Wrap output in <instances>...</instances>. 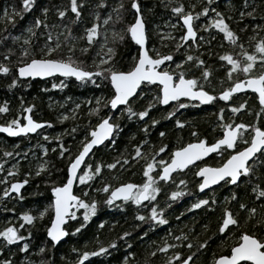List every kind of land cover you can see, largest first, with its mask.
Returning <instances> with one entry per match:
<instances>
[{"label": "snow or ice", "instance_id": "1", "mask_svg": "<svg viewBox=\"0 0 264 264\" xmlns=\"http://www.w3.org/2000/svg\"><path fill=\"white\" fill-rule=\"evenodd\" d=\"M215 4L216 0H188L187 4L184 0H158V4L154 2L149 7L142 0H127V6L125 0H114V3H109V0H60L56 4H52L51 0L46 3H41L40 0H20V7L11 4L2 10L0 78L5 80L3 87L13 90L23 84L27 88L31 86L26 82L30 78L54 77L59 74L65 79L52 82L53 89L67 88L68 79L74 78L81 85L90 83L98 88L103 87L106 82L108 91L85 101L89 105V122L77 142L75 152L70 142L65 145L61 134L53 137L43 131L45 126H52V121L34 119L31 114L34 104L25 105L24 98L20 97L19 114L6 118L12 111L10 102L7 99L0 102V117H5L0 122V133L9 137L43 133V140L54 139L58 142L51 151L58 152L60 158H67L64 178L59 181L52 179V169L55 166L46 159L49 148L38 142L36 146L45 158L38 160L35 171L31 168L25 171L23 179H12L20 174L19 160H15V157L26 159L30 149L2 151L3 157L14 159L15 162L6 169V161L0 159V173H3L0 178V185L3 186L0 188V201L5 198L23 201L25 196L22 189L30 183L29 178L40 177L42 174L47 176L43 183L48 187L51 198L45 206L37 207L35 214L30 209L21 211L14 217L9 216L3 226H0V254H4L0 258V264H15L13 258L17 252L23 254L20 264H55L52 256L48 255V243L34 250L39 256L47 255V259L32 258L30 238L37 222L48 218L49 223L44 226V230L50 247L55 248L70 234L78 236L97 215L101 203L120 209L131 203L137 206L136 220H147L151 227L165 225L168 223L165 212L171 207L169 201L178 200L189 190L186 187L187 181L179 180V185L185 187L166 193L164 206H160L158 196L164 190L163 185L176 183L174 173L177 170L186 169L210 153L220 155L224 152L228 154L222 163L216 166L203 163L198 168L195 175L202 179L196 187L200 193H204L213 185L217 188L230 186L229 194L220 200L213 190L212 195L197 197L185 208V211L204 208L215 212L217 207L222 206L216 218V229L203 240L194 237L195 245L183 231L178 236H173L168 231L165 235L177 243H169L165 239L148 256L164 253L166 258L162 264H195L197 253L206 250L213 237H219L229 254L214 253L211 264H264V35L257 31H264V24H252L251 32L245 40L241 34L249 29V25L245 23L238 31L231 25V12L234 10L232 0H227L228 15ZM86 6L89 7L88 15L92 18L87 26L83 23V10ZM157 6H162L171 13L164 22L169 29L167 32L158 24L153 26L156 29L154 34L163 33L159 35L161 47H168V42L172 44L171 50L166 53L159 51L155 44L148 46L145 13L153 12ZM37 8V13L14 34L12 29H17V17L23 19L26 13ZM105 8L107 11L102 14L100 10ZM256 12L257 6L244 0L237 19L242 21L246 17L254 18ZM50 13L54 19H50ZM128 13H131V21L125 18ZM261 19H264V15H261ZM117 25L120 27L117 28ZM76 26H79V32L75 30ZM213 32L221 35L219 47L224 48L225 44L229 46L228 49L215 53L219 61L215 71L223 70V76L219 77L220 84L223 85L225 79L229 82L219 91L212 82L214 69L200 53L203 45L207 44L209 47L204 51L208 57L214 55L211 50L212 41L216 38ZM126 37L137 46V52L132 56L129 68L121 70L116 67L115 58L118 54L117 46ZM80 41L84 43L81 44ZM94 44H98V49L90 63L76 55L77 51L81 55L88 54ZM181 49L184 50L182 56L175 59V54ZM194 70L199 74H194ZM146 89L154 92L150 99L146 96ZM245 90H251L258 100V111L248 106L247 100L232 102L234 94L244 93ZM66 99L70 100L71 97ZM141 99L144 103L137 107ZM217 99L227 103L215 113L217 122L212 126L213 131H221L213 142H208L207 137L201 136L193 126L190 135L196 137L195 140L172 149L167 160L157 159L168 145L161 143L156 147L151 144L150 133L160 123V119L152 117L150 110H154L157 105L175 102L161 119L172 118L174 127L183 128L188 121L177 117L179 109L193 102L195 106H199L214 103ZM80 108V103H73V108L69 110L72 119L76 118ZM226 108L231 113L228 118L225 117ZM241 110L251 114L254 122H233ZM92 117H95L94 122ZM69 118V113H61L57 117L61 123ZM122 120L134 121L144 138L131 144L130 154L124 155L121 152L118 154L119 158H113L111 162L94 158L96 146L114 149L124 127ZM78 131L77 125L70 131L64 129V134L74 135ZM136 134L130 133L129 143L136 138ZM166 134L164 130L158 133L160 138ZM13 147H18V144ZM140 160L144 161L141 182L127 181L114 185L104 179L105 169L111 171L119 167L127 170ZM97 181L99 186L93 187ZM74 184L82 187L81 194L74 192ZM90 190L105 194V199L100 201L89 197ZM141 208L147 211L141 212ZM5 210L12 213L16 211L15 208ZM78 218L79 222L69 228L68 222L77 221ZM105 223L101 220L97 227L103 228ZM115 223L113 221V226ZM136 227L140 225L137 224ZM201 227L207 232L209 224ZM143 235L146 236L147 232ZM199 235L198 233L197 237ZM130 236L129 231H123L105 243L97 232L92 241L85 240L81 247H71V251L76 254L74 260L63 255L61 259L68 260V264H92L90 258L111 256L110 250H115L119 241H125L124 246L131 249V244L125 240ZM90 243L94 247H89ZM180 244L189 250L187 255L176 250ZM194 247L196 251L193 252L191 249ZM134 256L135 253L129 251L122 264H131L129 257Z\"/></svg>", "mask_w": 264, "mask_h": 264}, {"label": "trees", "instance_id": "2", "mask_svg": "<svg viewBox=\"0 0 264 264\" xmlns=\"http://www.w3.org/2000/svg\"><path fill=\"white\" fill-rule=\"evenodd\" d=\"M41 3H46L48 0H40ZM60 0H51L52 4L59 3ZM94 2V0H93ZM158 4V0H142V3L151 7L153 3ZM187 4L188 0H184ZM109 3H114V0H109ZM249 3L253 6H257V12L255 17H246L244 20L239 21L237 19L239 10L243 8L244 0H232V8L234 9L231 12L233 19L231 21V25L237 31L240 27H242L245 23L249 25V29L242 33L241 35L247 40V35L251 32L252 24H264V19H261V15H264V0H249ZM15 4L17 7H20V0H0V13L5 7L8 5ZM125 4L127 6V0H125ZM215 6L218 7L219 10L225 12L226 15L229 14V8L227 5V0H216ZM38 11V8L32 12L26 13L23 19L17 17L18 26L17 29H12L13 33L19 30L20 26H23L27 23L31 16L35 15ZM83 16V23L85 26L89 25L92 22V18L88 15L89 7L86 6ZM102 14H104L107 9L100 10ZM170 10L163 8L162 6H157L153 9V12H146L145 16L147 19V27H148V35H149V47L153 44L156 45L157 49L162 53H166L171 50L172 44L168 42V47H161L159 35L154 34L153 31L154 25H159L162 29H168L165 25V21H167L170 17ZM55 17L50 13V19H54ZM128 21H131L132 16L131 13H128L125 17ZM175 21V17L172 18ZM0 27H3L2 22H0ZM120 25H117L119 28ZM179 27V26H178ZM79 32V26H76L75 29ZM260 35H264V31L257 29ZM207 36V34H204ZM215 35V40L212 41L211 50L214 55L212 57H208L207 53L204 51L205 48H208L209 45L205 44L200 49V53L203 54V58L208 61L209 64L212 65L214 72L212 82L213 85L216 86V90L219 91L222 87L227 86L229 83L226 79L224 84L221 85L219 81V77L223 76V70L215 71L216 65L219 63L215 53L222 52L229 48L227 44H225L224 48L219 47L221 44V35L213 32ZM259 38V37H258ZM43 39V38H42ZM81 44L84 41H80ZM118 54L116 56V67L121 70H127L131 64L132 56L137 52V46L127 37L125 38L122 44L117 46ZM98 49V44H94L92 49L86 55H81L78 51L76 55L85 60L86 63H90L94 52ZM238 51V49H236ZM183 49L180 52L175 54V59H179L183 54ZM194 74L198 75L199 73L194 70ZM65 78H51L48 80L40 81V80H27L30 87H23V84L14 88L13 90H8L3 87L5 80L0 78V102H3L7 99L10 102L11 112L8 114L6 118H11L14 114H19L18 109L20 107V97L24 98L25 105L31 103L35 105V108L32 111L33 118L36 120H50L52 121V126L43 129L44 132H47L50 136L61 134L63 137V142L67 146L69 142L71 143L72 149L75 152L77 148V142L83 136L85 131V126L89 122V117L87 115V109L89 105L85 103L88 98L101 95L108 91L107 84L103 87H96L90 83L81 85L79 82L75 81V79H68V87L65 89H53L51 87L52 82H59V80ZM146 91L147 98H151V95L154 92ZM71 97L70 100L66 98ZM247 100L248 106L253 107L254 111H258V101L255 99L253 94H243L240 96L233 97V103H238L241 101ZM62 101L66 102H80L81 108L76 113V118L72 119L71 116L68 120L61 123L57 117L61 113H66V109L60 108V103ZM144 100L141 99L137 107L140 104H143ZM227 102L221 101L217 99L216 102L211 103L210 105H199L195 106V103L189 104L187 107L183 109H179L177 113V117L179 119L188 121L183 128L174 127V120L169 118L167 120L161 119V117L165 114L167 110L171 108L162 107L161 105H157L154 110H150V115L152 117H156L160 119V123L152 129L150 133V141L152 145L159 147L161 143L167 144L168 148L165 149L164 153H160L157 159L165 158L167 160L169 152L175 147L182 146L183 144L192 142L196 139L190 135L193 126L197 129L201 136L207 137L208 142H213L214 137L220 134V129H217L215 132L213 131V124L217 122V116L215 113L218 111L219 107H225ZM242 113V114H241ZM241 113H237L233 122H239V120H244L246 122H254V118L251 114L241 110ZM231 115L230 109L225 110V117L228 118ZM5 117H0V122H3ZM92 121H95V117L91 118ZM147 119V118H146ZM121 123L124 125L123 130L120 136L117 139V142L114 146V149L101 147L95 151L94 158H100L105 162H111L113 158H119V153L123 152L124 155H128L132 152L131 144L137 143L140 139L144 138V134L139 132L138 125L134 121H126L122 120ZM79 126V131L74 135H66L64 134V129H68L69 131L73 126ZM164 130L166 131V136L160 138L158 133ZM136 132V138L129 143L130 133ZM43 133L40 135H30L27 137H21L18 139H11L5 136L0 135V159H4L6 161V169L10 167L15 160H19L20 174L16 179H23V173L31 170L35 171L32 164L30 163V154L32 151H29L27 154V158L21 160L19 157H15L14 159H8L3 157L2 151H22L23 148L27 145L34 143L36 140L47 144L49 148V152L47 154V159L51 162L55 167L52 169V179H57L58 181L63 179L66 174V166H67V158H60L58 156V152H53L51 149L58 143L54 139L51 141H45L42 139ZM53 136V137H54ZM18 145V147H13L14 145ZM33 145V144H32ZM227 152L221 153L220 155H214L210 158L206 163L212 166H216L223 162V159L227 157ZM91 162V161H90ZM144 161L140 160L138 163H133L130 168L120 169L119 167L114 170L105 169L103 172L104 179L112 184H118L122 182L132 181L135 183H139L142 181V165ZM202 164H198L188 168L185 171L178 172L174 175V179L176 183L169 182L167 185H163V191L159 194L158 200L160 206H164L165 203V194L170 192L171 190H179L185 186L179 185V180L184 179L187 181V189L189 190L183 197L171 203V207L166 209L165 216L168 219V223L165 225H157L156 227H151L149 221L140 222L135 219V214L137 210V206L128 203L124 209H120L118 207L110 208L101 203L98 208L97 215L89 221L88 225L85 229L81 230V233L78 236H72L71 234L67 236V239L60 245L55 248L50 247V241L46 238V232L44 230V226L49 223L47 217L42 222H37L36 226L32 229L33 236L30 238L32 258L39 259H47L46 256H39L35 254L34 250L42 244H49V252L48 255L52 256V259L55 261V264H68V260L61 259V256L75 259L76 254L71 251V247L73 245L77 247H81L85 240L92 241L96 236L97 232H99L100 239L107 243L112 238L117 237L123 231H129L131 233L130 238H125V240L131 244V249L126 248L124 246L125 241H119L118 247L115 250H110L112 252L111 256L108 257H97L90 258L92 260V264H122L123 258L129 251L135 253L134 257H129L131 264H162V261L166 258V254L157 253L155 256H148V253L158 245L162 244L163 240H168L169 243H177L171 237L166 236L165 234L168 231H171L173 236H178L181 231L186 233L189 239L193 240V244H196V239L203 240L208 235L216 229V218L220 214L221 207H217L216 211H208L204 208L201 209H193L191 211H185V208L190 205L197 197L203 195H212V191H215L218 199L223 200V198L229 194V187H220L214 188L206 194L201 195L199 193L198 188L196 187L197 183L200 181L198 177L195 175V172ZM59 169L60 171H56ZM3 173H0V178H2ZM115 177V179H113ZM47 178L46 174H42L40 177H30V183L26 187L23 192L25 199L20 201L18 199L5 198L3 201H0V222L2 220H6L9 216H16L19 212L30 209L35 214L37 207L45 206L50 198V192L48 187L43 183V180ZM12 179H14L12 177ZM99 181L93 184V187H98ZM3 186L0 185V188ZM83 191L82 187L77 184L75 193L81 194ZM242 192L243 189H240ZM89 197H95L97 200L103 201L105 199V194L97 193L93 191H89ZM15 208V213L8 212L5 209ZM141 212H146V209H139ZM82 211V210H81ZM183 213V215H181ZM179 217V219H177ZM103 220L105 221V226L103 228H98L97 225L99 222ZM113 221H115V225L113 226ZM79 222V218L77 221H69L68 227H73L76 223ZM139 224L140 227H136ZM209 224L208 231L205 232L202 229V225ZM147 232V235H143V233ZM200 234L197 237V234ZM186 244V242H184ZM14 247V246H13ZM89 247H94V244L90 243ZM183 252L185 255L188 253V249L184 247L183 244L176 249ZM172 250H170L169 254ZM191 251H196L195 247L191 249ZM229 254L228 249L224 248L223 244H221L219 237H213L209 244L206 246V250H201L197 253L195 259V264H211V260L213 254ZM4 254H0V258H3ZM21 253L17 252L15 260V264H20V259L22 258ZM175 264V262H173ZM249 264V263H247Z\"/></svg>", "mask_w": 264, "mask_h": 264}, {"label": "water", "instance_id": "3", "mask_svg": "<svg viewBox=\"0 0 264 264\" xmlns=\"http://www.w3.org/2000/svg\"><path fill=\"white\" fill-rule=\"evenodd\" d=\"M56 77H58V78H63V77H61L59 74H56L54 77H46V78L36 77V78H30L29 80H40V81H44V80H48V79L56 78ZM71 79H74V78H71ZM248 92H251V93H252L251 90H245V91H244V93H248ZM244 93H237V94H234V96H235V95L244 94ZM174 103H175V102H170L169 105H161V106L164 107V108H166V107L172 106ZM193 103H195V102H193ZM210 104H211V103H209V104H200V105L206 106V105H210ZM0 135H1V136L8 137V138H11V139H18V138H21V137H25V136H21V137H9L7 134H4V133H0ZM30 135H31V136H32V135H35V133L30 134ZM101 147H103V146H96V147H95V151H96L97 149H100ZM213 155H216V153H210L207 157L202 158V160L195 161L192 165H189L186 169H184V170H182V171H185V170H187L188 168H190V167H192V166H195V165H198V164L205 163V162H206L207 160H209ZM86 159H88V158H86ZM178 172H181V170H177V171L174 173V175L177 174ZM198 178H199L200 180L202 179L201 177H198ZM28 185H29V184H28ZM28 185H25V186L23 187V189H22V193L24 192V190L26 189V187H27ZM76 186H77V184H74V188H73L74 192H75ZM214 188H216L215 185L211 186V189H206V190L204 191V193H200V191H199V193H200L201 195H203V194H206V193H208L209 191L213 190ZM66 239H67V237L63 238L62 242H59L58 245L62 244ZM58 245H57V246H58ZM244 263H245V262H241V264H244ZM247 263L251 264V262H247Z\"/></svg>", "mask_w": 264, "mask_h": 264}, {"label": "rangeland", "instance_id": "4", "mask_svg": "<svg viewBox=\"0 0 264 264\" xmlns=\"http://www.w3.org/2000/svg\"><path fill=\"white\" fill-rule=\"evenodd\" d=\"M6 8V7H5ZM164 30V32H167L169 29H163ZM153 31H155L156 32V29H154V27H153ZM157 34H160V35H162L163 33H157ZM156 34V35H157ZM177 34H179V32H177ZM73 103L74 102H66V101H62L61 103H60V108L61 109H66V113H69V116H71V114H70V112H69V110H71L72 108H73ZM75 103H80V102H75ZM52 136H54V135H52ZM40 143V144H44V143H42V142H40L39 140H36L34 143H32V144H30V145H27V146H25L24 148H23V150L24 149H30V151H32L31 152V154H30V163L32 164V166H33V168L35 169V166H36V164H37V162H38V160H40V159H44L45 157H42L41 156V150L36 146L37 145V143ZM19 145V144H18ZM46 147H48L47 146V144H44ZM33 153H35V155H33ZM46 159H47V157H46ZM48 160V159H47ZM14 179H16L17 177H13ZM4 221L5 220H2L1 222H0V226H3V224H4Z\"/></svg>", "mask_w": 264, "mask_h": 264}, {"label": "flooded vegetation", "instance_id": "5", "mask_svg": "<svg viewBox=\"0 0 264 264\" xmlns=\"http://www.w3.org/2000/svg\"><path fill=\"white\" fill-rule=\"evenodd\" d=\"M244 94H253V93L248 92V93H244ZM240 95H243V94H240ZM240 95H235V96H240ZM253 95H254V94H253ZM233 97H234V96H233ZM257 101H258V100H257ZM213 156H214V155H213ZM213 156H212V157H213ZM212 157H211V158H212ZM207 161H208V160H207ZM207 161H206V162H207ZM206 162H205V163H206ZM202 164H203V163H202ZM201 166H202V165H201ZM198 179H199V178H198ZM199 180H200V179H199ZM198 190H199V189H198ZM244 264H245V263H244Z\"/></svg>", "mask_w": 264, "mask_h": 264}]
</instances>
